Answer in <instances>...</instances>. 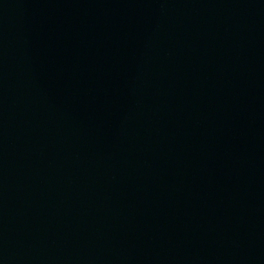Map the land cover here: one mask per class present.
<instances>
[{
  "label": "water",
  "instance_id": "95a60500",
  "mask_svg": "<svg viewBox=\"0 0 264 264\" xmlns=\"http://www.w3.org/2000/svg\"><path fill=\"white\" fill-rule=\"evenodd\" d=\"M0 264H264V0H0Z\"/></svg>",
  "mask_w": 264,
  "mask_h": 264
}]
</instances>
